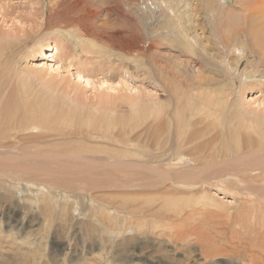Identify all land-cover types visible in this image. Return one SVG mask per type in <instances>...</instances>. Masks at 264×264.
<instances>
[{"label":"rangeland","instance_id":"374dc122","mask_svg":"<svg viewBox=\"0 0 264 264\" xmlns=\"http://www.w3.org/2000/svg\"><path fill=\"white\" fill-rule=\"evenodd\" d=\"M7 1L0 0L4 16L0 17V43L8 42L11 46L9 50L5 47L7 58L2 60L10 63L11 68L0 78V100L12 101L19 92L30 91L28 100L45 104L49 112H55L62 120L73 118L75 129L82 120L89 123L103 120L98 129H92L103 137L108 133L107 117L125 122L116 126L115 134L127 124L126 120H136L127 127L131 126V136L139 139L140 147L144 144L152 158L151 153L157 147L150 145L151 141H158L156 135L160 131L166 133L171 129L175 102L170 96H181L184 105L191 102V106H202L206 96L216 95L210 87L220 82L217 88H225L217 93L220 99L222 94L225 97L222 109L228 114L241 111L251 118L253 113L264 130V86L258 81L260 72L254 73L252 59L250 64L245 59L241 65L237 53L226 54L224 50L225 41L231 44L235 28L226 19L223 7L242 13L243 6L256 0H87L88 10L80 17L98 30L97 37L86 36L83 27L77 24H61L58 28L54 23L50 32L40 29L35 22L39 19L37 22L41 23V17L35 13L49 0ZM186 31L198 40L192 47L193 54L182 53L179 44L184 41ZM136 35L139 44L133 43ZM78 37L80 41L94 43L90 54L80 53ZM17 38L22 43L14 47ZM55 44L58 52L43 60L40 50L49 55ZM74 49L79 53L75 55ZM140 55L143 57L140 67L121 58ZM46 63L51 66L58 63L62 77L46 73L45 81L39 82L32 70ZM228 64L238 73L232 76L235 80L231 84L222 72L223 65ZM171 66L179 67L204 89L185 91L177 83L181 81L178 75L174 81H164ZM29 71L34 80L23 85L21 77ZM240 74L245 76L242 83ZM80 76L82 83H77ZM85 81L135 88L139 91L136 98L140 107L131 108L126 99H120L137 91L130 94L121 87L115 91H93ZM166 86H172L174 93ZM51 98L52 102L48 101ZM104 99L109 103L102 105ZM227 99L235 103L230 104ZM189 116L199 120L206 115L196 111ZM242 117L236 119L238 124L243 123ZM203 125L202 122L198 128ZM60 126L58 130H71L67 124ZM84 136L85 139L78 137L77 133L59 137L43 126H32L0 143V264H248L252 252L245 243H237L245 238L237 224H227L223 234L210 233L216 242L210 248L224 250L217 257L202 256L201 243L194 237L190 241H174L177 228L198 221L171 223L168 229L157 224L159 227L155 228L148 213L150 197L156 198L155 203L151 201L155 205L162 201L159 199L169 198L164 196L172 183L167 180L169 170L160 166L150 172V166L142 162L138 168L126 167L131 160L140 158L130 153L113 159L109 144H116L118 136L105 139L86 133ZM235 142L236 135L233 145ZM214 145L220 146L218 142ZM79 148L88 153L80 154L83 150ZM259 165H264V148L255 145L214 161H187L181 171L172 173L173 176L187 173L186 181L191 183L185 191L179 189L184 192L183 201L194 203L207 194L214 197L216 209L237 212L247 197L245 189L259 186V179L250 173L254 167L261 168ZM195 208L200 210V205ZM199 222L203 227H213V222L205 217ZM230 243L237 245L236 252L231 251Z\"/></svg>","mask_w":264,"mask_h":264},{"label":"bare ground","instance_id":"6f19581e","mask_svg":"<svg viewBox=\"0 0 264 264\" xmlns=\"http://www.w3.org/2000/svg\"><path fill=\"white\" fill-rule=\"evenodd\" d=\"M41 2L42 1H40L39 3ZM86 4L87 0H49V2H47L45 6L42 5V7L38 8V10L36 11L35 14L38 16L40 15L41 17V23L37 22L39 19L35 23L40 29H44V31H49L54 23H56V27L58 28H61V24H65V26L77 24L78 26L83 27L84 31L86 32V36H100L98 30L93 27L92 23L90 24L88 20L80 17V14L82 12H86V10H88ZM12 6H10V8ZM239 7H242V5L239 4ZM7 8H9V6ZM223 8H225L226 10H224ZM223 8L222 10L226 11V19L229 21V23L233 24L231 26L235 28L234 35L230 39L231 44H227L225 41L224 50L226 51V54H231V52L237 53L239 55L237 60L238 62H241V65L242 61H244L245 59H247L248 64H250V61L252 59L251 64L253 66L254 73L256 74L260 72V79L258 81L261 82L260 84L264 86V0H256L254 3L248 6H243L242 13H234L233 11H228L229 9H227V7ZM3 9L4 8H2V11ZM223 13L224 12L219 13V15ZM0 17L4 18V16L1 15V12ZM191 33L192 32H187V34H184V41L179 43L183 49L182 53L193 54L194 52L192 50V47H195V44L198 40L196 36L191 37ZM138 37V35L134 37L136 42L133 43H140V41H137ZM80 38L77 41L78 47L81 49L80 53H83L85 55L90 54V48L92 47L94 49L95 47L94 43L88 44L85 41H80ZM21 43V40L17 38L14 47H18V45H20ZM7 44L8 42H4L2 44L0 43V78L2 77V75L7 74L11 68L10 63H3L4 59L7 58V56H5L6 50L11 49V46ZM57 45L58 44L51 46V52L49 53V55H47L48 53L44 54L40 50V54L41 57H43V60L55 56L53 53H56L59 50ZM5 47L8 48L6 49ZM125 49H127V47H125ZM78 53L79 51L77 49H74V54L76 55ZM121 58L133 61L134 63H136L137 67L142 66L141 60L143 57L141 55L139 57L124 56ZM138 58H140V60ZM223 66L224 69L222 70V72L225 73L226 82H228V84H231L235 80V78H232V76H236V74H238L237 70H233V67L230 64ZM171 67L172 70L167 71L168 74L165 76L166 78H164V81H174V79H177L176 76L178 75V78L181 79V83H177L180 85V87L184 88L185 91L190 92L191 88L204 89V86L200 82L189 79L179 67ZM261 67L262 69H260ZM37 68L38 69L34 68L35 70H32L34 71V74L30 73L29 71L26 72L27 76L23 75L21 77L23 85L30 81L33 82V76L37 77L36 79L39 82H44L46 73L51 75V77L54 73L61 74V68L58 63L53 66L47 65L46 63L43 64L42 67L38 65ZM113 70L114 69H112V71ZM67 72L70 74L69 70ZM162 75L163 73L160 74L161 78ZM60 76L62 77V74ZM243 78H245V76L240 74V83H242ZM65 79L66 75L63 76L62 80L64 81ZM81 79V76L80 78H77V83H82ZM68 81L71 82V78H68ZM219 83L220 82H217L215 85H212L210 87V90L216 92V95L206 96V99H204V101L202 102V106H191V102H188L187 105H184L182 102L183 98L181 96L176 94L170 96L171 100L175 102V107L172 111L171 129H168L166 133H162V131H160V133L156 135L158 141H151L150 145L157 147V149L151 153L152 158H150V154H148L145 150L144 144H142V146L140 147L138 145L139 139L137 137L131 136V126L127 127V125L129 124L135 123L136 120H126L127 124L124 125L120 129V131L116 133V135L114 133V129H116V126L118 127V125H122L125 122L118 121V118L107 117L108 119L106 121L109 125L107 129L108 133L105 137H103V134H99L96 131L92 130L98 129L102 125L103 120H100L98 123H89L82 120V124L80 125V127H77L75 129L74 125L76 121L72 120L73 118H70L71 120H62L58 118L55 112H49L45 104L43 106L40 103L34 102L33 100H28L30 91L26 90L19 92L17 96L12 99V101L4 102L3 100H0V143L11 138L13 133H23L32 126L34 128L43 126L51 134H57V136L59 137L67 134L73 136L77 133L78 137H82L83 139H85V133L97 139H105L118 136L116 144H109L113 148L110 155L113 159H115V157L117 156H128L130 153H134L137 154L140 159L131 160L126 165V167L138 168L139 162H142L144 163V165L150 166V168L148 169L150 172H152L156 167L160 166L169 170L170 178L167 180L172 183H170V186L165 191L166 195H164L168 196L169 198L163 197V195L159 196L158 198H163L159 200L157 198V200L162 201L158 202V205H155L151 203V201L156 202V198L152 200V198L150 197V210L148 211V213L150 215V221L156 224L155 228L159 227V225L157 224H162L165 229H168L171 226V223L176 225L177 223L180 224L181 222H186L188 220L198 221L196 223H186L177 228L175 230V235L173 236L174 241L185 242L190 241L191 237H194L195 240L201 243L202 256L217 257L220 256L221 253L224 252V250H214L213 248H210L216 243L214 239L210 238V233L216 231L219 234H223L225 229L228 227L227 224L232 226L237 224L240 226V229L244 231L243 233L245 235V238L243 236L245 240H243L242 238L240 242L237 241V243H245L244 245H248L250 247L248 248L250 250L249 252H252L248 264H264V165H259L261 168L254 167L253 170H250V173H254L253 178L259 179V188L250 187L245 189L247 197L243 198V206L237 212H229V208L216 209L214 197H210L207 194L200 197V201L196 200V202L194 203L183 201L182 196H184V192H181L179 189L185 191V188L190 186L187 184L191 183H188L186 181L187 173L180 172L179 174H175L174 176L172 173L181 171V167L187 165V161H189V163L190 161L191 163H193L194 161L203 160L214 161L223 157H227L228 154L232 153V151H247L255 145L256 148L260 146H263L264 148V130L260 128L263 125L260 124L259 118H257L253 113H251V118L241 111H231L230 114L226 113L225 110L222 109L226 104L223 100L225 98L224 94L220 95L221 99L217 95L218 92L222 93V90H224L225 88L218 89L217 85ZM85 84L86 86H90L93 91H100L101 89H104V91H115L118 87L123 88L130 94L137 91V94L135 95L132 94L129 97L126 94V96L120 97V99H126V103L131 108L137 109L138 107H140V103L136 98V96L139 95V91L135 88L130 89L125 84L113 85L106 81H99V83L85 81ZM166 87L170 91V93H174V89L172 86ZM227 88L228 87H226V89ZM23 97L25 100H22ZM48 101L52 102V98ZM108 101V99H104L102 105L108 104ZM51 102H48V104H51ZM227 102L230 104L235 103V101L232 100L229 102L228 99ZM140 110L141 108H139L137 112ZM196 111H202L206 116L199 120L190 118V113H196ZM157 113L160 114L159 111H157ZM241 117L243 123L238 124L236 119L238 120ZM202 122L204 125L201 128H198V126ZM63 123L65 125L67 124V126H70L71 130H66L64 127L63 128L65 130H58L59 127L62 128L60 124L62 125ZM83 123L87 124L85 125ZM136 127L139 128L140 126L136 125ZM235 135L236 142L233 145V138ZM240 141H242V146L239 143ZM215 142H218L221 147L218 145H214ZM98 145L108 147V144ZM80 149L83 150V152H80V154L88 153V151L84 148H79V150ZM77 152L78 150H75L74 148V153ZM180 178H182L181 183H179L178 181ZM253 178L251 183H253ZM131 200L134 201V198H132ZM195 205H200V210L196 209ZM129 213L131 215L130 211ZM201 217H205L207 221H212L213 227L209 228L201 226V223L199 222ZM172 220H175L177 222H173ZM235 247L237 249V245H232L231 251L236 252L234 251Z\"/></svg>","mask_w":264,"mask_h":264}]
</instances>
